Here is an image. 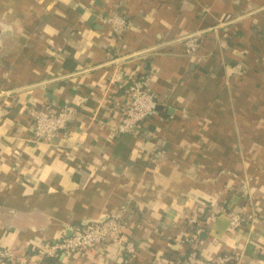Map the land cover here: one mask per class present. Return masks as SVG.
Masks as SVG:
<instances>
[{"label": "crops", "instance_id": "1", "mask_svg": "<svg viewBox=\"0 0 264 264\" xmlns=\"http://www.w3.org/2000/svg\"><path fill=\"white\" fill-rule=\"evenodd\" d=\"M116 12L119 40L103 19ZM126 74L149 79L158 109L119 135ZM65 104L68 128L36 141L29 110ZM115 216L134 253L38 254ZM200 225L201 259L264 264V0H0L2 264H176Z\"/></svg>", "mask_w": 264, "mask_h": 264}, {"label": "built area", "instance_id": "2", "mask_svg": "<svg viewBox=\"0 0 264 264\" xmlns=\"http://www.w3.org/2000/svg\"><path fill=\"white\" fill-rule=\"evenodd\" d=\"M110 25L113 37L121 39L130 28L129 18L120 12L112 13L103 17ZM205 37L196 35L188 37L184 41L187 55L199 54L204 45ZM129 77L128 85L124 87L125 104L120 121L115 129L119 135L135 133L141 125L156 115L158 100L156 93L149 85L147 77L136 74H126ZM76 108L71 104H65L60 109L53 105L33 107L29 110L33 122V134L36 141L52 143L65 131L71 118L76 114ZM230 227L233 230L241 228L246 223V217L239 213L229 212ZM71 235L62 237L52 245H46L38 249L42 257L70 258L75 254L98 250L115 243L130 252H135V245L124 240L126 223L120 217L115 216L104 222H92L86 225H76L71 229ZM204 227L200 225L194 233L186 236V242L193 247L192 254L184 261L177 264H232L236 256L231 253L219 255L210 260L201 259L197 253L199 236ZM196 249V250H195ZM14 253L10 250L0 251V264L14 260Z\"/></svg>", "mask_w": 264, "mask_h": 264}, {"label": "water", "instance_id": "3", "mask_svg": "<svg viewBox=\"0 0 264 264\" xmlns=\"http://www.w3.org/2000/svg\"><path fill=\"white\" fill-rule=\"evenodd\" d=\"M103 222V221H102ZM71 235V234H70Z\"/></svg>", "mask_w": 264, "mask_h": 264}, {"label": "trees", "instance_id": "4", "mask_svg": "<svg viewBox=\"0 0 264 264\" xmlns=\"http://www.w3.org/2000/svg\"><path fill=\"white\" fill-rule=\"evenodd\" d=\"M177 264V263H176Z\"/></svg>", "mask_w": 264, "mask_h": 264}]
</instances>
